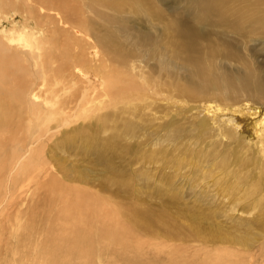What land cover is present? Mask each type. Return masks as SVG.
Masks as SVG:
<instances>
[{"label":"rangeland","instance_id":"1","mask_svg":"<svg viewBox=\"0 0 264 264\" xmlns=\"http://www.w3.org/2000/svg\"><path fill=\"white\" fill-rule=\"evenodd\" d=\"M107 1L116 4V7H97L88 11L82 6L79 14L83 13L93 28L87 33L95 31L104 41L107 37L116 40L111 31L115 25L113 19L124 24L126 29L140 30L143 36L140 50L131 47L127 40L131 32L125 31L123 36L119 35L122 50L119 64H111L103 55L108 65V76L122 74L127 81L135 80L136 84L141 85L140 89L148 93L143 94L139 101L123 102L116 109L111 107L100 113L89 110L80 114V110L63 106V115L68 116L70 125L61 124L62 127H59L52 122L51 129L44 132L40 127L31 131L22 128L27 117L25 107H31L34 103L33 96L29 95L22 110L23 122L19 116L9 120V128L5 132L9 136L5 143L8 150L3 153L9 156L14 152L20 155H28L29 151L31 154L39 153L45 159V166L53 168L59 177L63 171L71 178L75 174H88L93 182L89 184L90 187L78 183L72 185L89 187L99 196L112 198V202L126 215L136 209L138 211H134L132 216L130 214L131 217L136 214L147 217L143 229H138L131 236L122 233L112 246L99 242L91 235L90 241L84 245L87 250H111L101 258L96 257L92 264H186V259L192 260L194 256L198 264L207 263L215 250H210L211 247L200 250V244L192 243L186 236H191L192 227L199 225L197 232H207L208 221L214 222L220 234L238 245L237 250H226L233 255L231 264H247L252 257L257 264H263L264 201L260 197L264 192V165L260 167L254 163L251 157L253 146L243 133H238L236 140H218L216 129L203 110L209 105L219 106L223 109L222 114L227 116L243 109L245 102L249 101L254 110L264 113V105L261 104L264 100L259 101L255 97L256 91L241 83V76L247 68L264 75V39L257 36L258 27H264V0H218L213 9L201 7V2L194 0ZM174 11L194 27H202L203 18L215 12L217 26L200 36L198 42L192 43L191 49L184 52L181 34L167 19L168 16L172 19L170 14ZM1 15L0 38L4 31L23 22L19 16ZM105 17L109 18L107 22ZM227 25L236 31L230 34L231 44L224 46L216 41L215 30H222ZM87 38L91 39L88 35ZM248 38H253V41H242ZM93 47L95 44L90 51L96 50ZM110 52H114V49ZM62 53L57 52L59 55ZM159 58L171 62V72L162 70L159 76ZM83 64L89 67L93 81L97 80L102 70L100 63L92 67L89 61ZM133 64L138 66L135 71ZM194 68L200 69L202 76L197 81L196 89L189 91V86H193L190 83L194 81ZM215 76L218 79L231 77L235 86L230 87L223 80L222 86L202 90ZM150 79L158 80L168 90L165 92L168 97L157 95L155 90L148 88L146 80ZM110 100L112 98L108 97L106 102ZM226 118L219 122V134L229 125L223 122ZM243 125L249 126L248 123ZM87 150L88 155L85 154ZM153 156L161 159L160 165H149L147 160ZM142 157H146V160ZM213 162L215 169H212ZM230 168L237 190L227 192L221 190L217 181L221 177L219 172ZM18 171L16 168L14 172ZM256 171L259 173L256 174ZM119 177V181H123L121 187L112 186L107 192L102 190V184L109 181L114 183ZM164 185L171 189L172 195L167 193L168 188ZM242 187L250 188V191L243 193ZM116 190L120 191L119 194H116ZM34 193L31 191L29 194L28 206ZM64 205L59 203L57 210L64 208ZM231 205L235 207L230 208ZM252 206L260 208L252 210ZM19 209L27 211L21 207ZM32 214V210L27 211L28 221L32 219ZM0 225L5 231L11 230L5 223ZM120 228L122 231L123 227ZM52 230L47 228L43 234L38 231L37 235L32 231L34 238L26 250L21 242L27 244L29 236L21 239V242L10 240V244L0 245V248H5L0 250V264H43V258L39 257L42 252L37 253L34 249L36 246L39 249L42 247L44 243L38 242L46 236L48 239V233ZM247 237L253 242L246 245L238 242V239L247 242ZM184 244L190 250H181ZM194 245L197 247L193 248ZM114 250L115 256L111 257ZM222 253L223 250H219V254Z\"/></svg>","mask_w":264,"mask_h":264},{"label":"bare ground","instance_id":"2","mask_svg":"<svg viewBox=\"0 0 264 264\" xmlns=\"http://www.w3.org/2000/svg\"><path fill=\"white\" fill-rule=\"evenodd\" d=\"M194 1L201 2V7L210 9H213L218 2V0ZM82 6L88 11H93L97 7L115 8L116 4L107 0H0V15L19 16L23 19L20 26L16 25L13 29L4 31L3 37L0 38V134L7 132L11 118L19 116L21 123L23 122L22 110L25 102H28L29 95L33 96L34 103L28 108L24 106L27 117L22 128L31 131L40 127L44 132L48 128L51 129L52 122L59 127L70 125L68 116L63 115V106L72 107L76 111L80 110V114L89 110L100 113L111 107L116 109L123 102L139 101L143 94L148 93L142 91L141 85L136 84L135 80L127 81L122 74L108 76V65L104 58L105 55L111 64H119L122 56L119 35L123 36L125 31L131 32V36L127 38L131 47L140 50L143 46L142 32L126 29L124 24L113 19L115 25L112 26L111 31L116 40L107 37L104 41L95 31L87 33L93 28L89 20L83 17V13L79 14ZM7 15L3 16L7 17ZM216 16L213 12L209 17L203 18L202 27H194L183 20L186 19L184 16L175 11L170 14L172 19H169V16L167 19L181 34L183 51L186 52L191 49L192 43L198 42L200 36L217 26ZM108 20L109 18L105 17V21ZM235 31L236 29L231 25H227L222 30L216 29L215 39L218 43L227 46L231 44L230 34ZM87 35L91 37L90 40ZM257 36L264 39V27H258ZM242 41L252 42L253 38L242 39ZM92 42L95 44L93 47L95 51H90L94 46ZM84 46L85 49L82 50ZM59 47L62 49L59 50ZM111 49H114V52H110ZM152 51L157 52L155 49ZM57 52L63 53L59 55ZM103 60H105L104 66H102ZM84 61H89L90 67L100 63L102 70L98 73L97 80L93 81V77L89 74V67L83 64ZM158 67L160 68L159 76L162 70L171 72V62L167 59L159 58ZM137 68L135 64L132 65L133 71ZM143 73L148 75L145 71ZM261 74L247 68L245 74L241 76L242 85L254 89L255 97L259 101L264 100V75ZM201 76L202 71L194 68L192 79L194 81L190 83L193 86H189V91L196 89L197 81ZM223 80L227 81L228 86H235L231 77L218 79L215 76L202 90H212L214 87L222 86ZM157 81L146 80V86L152 91L155 90L157 95L167 96L165 92L168 90ZM108 97L112 100L106 102ZM129 98L133 99L129 100ZM261 104L264 105V101ZM203 111L209 117L212 127L216 129L215 134L218 140L219 138L221 141L236 140V135L243 133L245 139L253 146L251 157L254 163L260 167L264 165V113L254 110L249 101L245 102L243 109L233 111L227 116L222 114L223 109L219 106L209 105ZM223 118H226L223 121L224 124L229 125H226L219 134V122ZM244 123H248L249 126L246 127ZM8 139L9 136L6 133L0 137V223H5V226L11 230L5 231L0 225L1 246L5 243L8 245L10 240L21 242V239L29 236L27 244L21 242L23 249L26 250L34 238L32 231L37 235L38 231L43 234L47 228H53L48 233V239L46 236L44 240L40 239L38 242L44 243L42 247L39 249L36 246L34 249L37 253L42 252L39 257L43 258V264H92L96 257L101 258L111 250H87L84 245L90 241L91 235H94L99 242L112 246L118 242L122 233L124 236H131L138 229H143V224L148 220L147 217L141 214L131 217L134 211H138L136 209L132 210L131 216L129 213L126 215L112 202V198L99 196L90 190L89 184L93 182L88 178V174L84 176L75 174L71 178L67 172L63 171L62 176L59 177L54 173L53 168L45 166V159L36 152L31 154L29 151L28 155L14 152L9 156L3 153L8 150L5 144ZM87 153H89L88 150L85 151L86 155ZM142 158L146 160V157ZM98 159L101 160V157ZM24 160L26 161L23 162ZM147 161L150 166L161 163V159H155L154 156ZM43 166L44 168H41ZM16 168L19 169L18 172H14ZM215 168V162H213L212 169ZM13 172L15 174H12ZM258 173L259 171H256V174ZM219 176L221 177L217 182L221 190L227 192L230 189L237 190L231 168L219 172ZM120 178L114 183L103 182L102 190L107 192L112 186L121 187L123 181H119ZM74 183L89 187L81 188L72 185ZM163 187L168 188L167 185ZM31 191L35 193L31 196L32 203L28 206L26 203L29 202ZM166 191L172 195L170 188ZM249 191L250 188L242 187L241 192ZM115 192L119 194L120 191ZM260 199L264 201V192ZM34 200L35 204H33ZM59 203H65L66 206L57 210ZM232 206L234 205L230 208ZM20 207L33 211L31 220L28 221L27 211H21ZM259 208L250 207L252 210ZM244 210L247 209L244 208ZM15 211H17L16 214ZM254 217L252 222L255 221ZM147 223L152 225L151 222ZM206 224L207 232H197L199 225L192 227L191 236L189 234L186 236L192 243L200 244L199 246L202 247L200 250H209L204 247L215 250L211 253L209 262L202 264H231L233 255L226 250H237L238 245L227 236L220 234L214 222L208 221ZM120 227H123L122 231ZM131 230H133L132 233H130ZM238 242L246 245L253 241L247 237V242L244 239H238ZM195 247L197 246L194 245L193 248ZM4 249L0 248L2 251ZM181 250L188 251L190 248L184 244ZM219 250H223V253L219 254ZM115 253L116 251L111 257H114ZM191 259L189 261L186 259V264H198L195 256ZM247 264H257V261L252 257Z\"/></svg>","mask_w":264,"mask_h":264}]
</instances>
